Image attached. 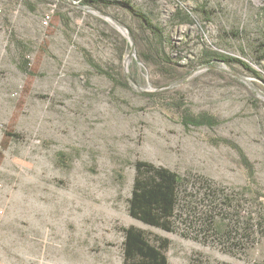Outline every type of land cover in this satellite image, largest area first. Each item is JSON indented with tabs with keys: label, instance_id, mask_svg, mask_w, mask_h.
Wrapping results in <instances>:
<instances>
[{
	"label": "rangeland",
	"instance_id": "374dc122",
	"mask_svg": "<svg viewBox=\"0 0 264 264\" xmlns=\"http://www.w3.org/2000/svg\"><path fill=\"white\" fill-rule=\"evenodd\" d=\"M127 1L165 28L169 66L122 6L0 0V260L123 264L135 226L169 264H264V0ZM210 49L258 74L205 67ZM140 160L184 178L171 231L129 212Z\"/></svg>",
	"mask_w": 264,
	"mask_h": 264
},
{
	"label": "trees",
	"instance_id": "16d2710c",
	"mask_svg": "<svg viewBox=\"0 0 264 264\" xmlns=\"http://www.w3.org/2000/svg\"><path fill=\"white\" fill-rule=\"evenodd\" d=\"M81 5L95 8H106L112 5L124 7L141 22L142 26L149 31L157 41L155 52L151 53L152 56L161 58V56L165 54L163 52V46L169 39L168 35L165 33V28L157 24L149 14L136 8L131 2L127 0H81ZM181 16L183 23H187L191 20L189 12H184ZM206 54L207 57L203 58L202 64L209 69H215L219 62L229 64L239 63L246 70L258 74L257 70L254 69L250 63L241 58L227 56L213 49L207 51ZM145 58L150 57L148 55ZM161 59L166 66H169L172 62L170 59ZM261 59H264V55ZM190 73L192 72L189 70L183 71L177 69L170 81L159 86L158 91L150 95L157 96L160 95L163 90L173 88L174 86H171V84L175 81L181 80L180 83L186 81L189 79L187 76ZM182 122L187 126H214L219 124L220 120L209 113H201L199 115L186 113L182 117ZM136 169L137 172L134 179L133 191L129 199L130 214L146 224L171 231L173 218L177 213L180 191L185 183L184 178L167 167L158 166L143 160L136 162ZM124 232L123 264H169L168 257L163 251L165 243H152L147 238L144 231L135 226L124 228Z\"/></svg>",
	"mask_w": 264,
	"mask_h": 264
},
{
	"label": "water",
	"instance_id": "95a60500",
	"mask_svg": "<svg viewBox=\"0 0 264 264\" xmlns=\"http://www.w3.org/2000/svg\"><path fill=\"white\" fill-rule=\"evenodd\" d=\"M107 18L109 20H111L113 23H115L117 25V27L123 31L124 33H128L127 29L125 27H123L120 23H118V21H116L115 19L111 18V17H108ZM128 63H129V59H127L125 61V64H126V67H128ZM192 75V73H190L187 77H190ZM181 82V80H178V81H175L174 83L171 84V86H175V85H178L179 83Z\"/></svg>",
	"mask_w": 264,
	"mask_h": 264
},
{
	"label": "built area",
	"instance_id": "2783aa9c",
	"mask_svg": "<svg viewBox=\"0 0 264 264\" xmlns=\"http://www.w3.org/2000/svg\"><path fill=\"white\" fill-rule=\"evenodd\" d=\"M4 214V209L0 208V215ZM0 264H3V262L0 260Z\"/></svg>",
	"mask_w": 264,
	"mask_h": 264
}]
</instances>
